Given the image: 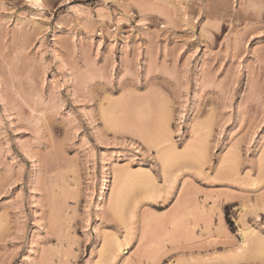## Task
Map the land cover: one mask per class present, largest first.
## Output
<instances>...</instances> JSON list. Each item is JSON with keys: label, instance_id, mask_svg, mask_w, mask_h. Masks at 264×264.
I'll list each match as a JSON object with an SVG mask.
<instances>
[{"label": "rangeland", "instance_id": "374dc122", "mask_svg": "<svg viewBox=\"0 0 264 264\" xmlns=\"http://www.w3.org/2000/svg\"><path fill=\"white\" fill-rule=\"evenodd\" d=\"M114 240L264 264V0H0V264Z\"/></svg>", "mask_w": 264, "mask_h": 264}, {"label": "bare ground", "instance_id": "6f19581e", "mask_svg": "<svg viewBox=\"0 0 264 264\" xmlns=\"http://www.w3.org/2000/svg\"><path fill=\"white\" fill-rule=\"evenodd\" d=\"M32 2H34V3H40L41 2V0H31ZM126 184V183H125ZM125 187V186H124ZM123 187V188H124ZM120 188V187H119ZM122 188V187H121ZM128 188V187H127ZM129 188H130V185H129ZM122 191V190H121ZM120 190L119 191H116V195L114 196V197H116V200H121L122 199V195L124 196V194H123V192H121ZM132 191V190H131ZM124 192H126V191H124ZM127 192H128V190H127ZM126 195V194H125ZM128 196V195H127ZM125 198H126V196H124ZM129 197V196H128ZM127 199V198H126ZM112 200H115V198L114 199H112ZM122 201H124V199L122 200ZM122 201H120V203H118L119 205L121 204V202ZM126 201V200H125ZM125 201H124V204H125ZM115 202V201H114ZM117 204V205H118ZM120 208H121V206H120ZM123 210V209H122ZM121 210V211H122ZM251 231V230H250ZM249 231V232H250ZM256 234V233H255ZM251 235V234H250ZM246 236V235H245ZM248 236H249V234H248ZM246 239V238H245ZM115 242H113L112 241V243L110 242H108L109 244L107 245H105V249L103 250V252H102V256H100L101 257V259H102V262H103V264H109L111 261H113L115 258H116V256L118 257V255H116V253H120L121 252V248H123V244L122 243H120V240L119 241H117V240H114ZM122 244V245H121ZM123 251V250H122ZM101 262V261H100ZM100 262H98L99 264H100ZM105 262V263H104ZM111 264V263H110Z\"/></svg>", "mask_w": 264, "mask_h": 264}]
</instances>
